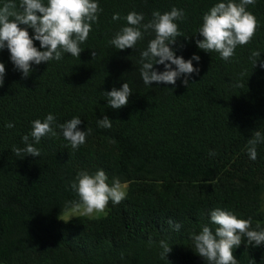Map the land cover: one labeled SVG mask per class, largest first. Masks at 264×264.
<instances>
[{"label": "trees", "instance_id": "trees-1", "mask_svg": "<svg viewBox=\"0 0 264 264\" xmlns=\"http://www.w3.org/2000/svg\"><path fill=\"white\" fill-rule=\"evenodd\" d=\"M6 2L0 0V7ZM12 2L19 10V0ZM218 2L224 0H97L102 11L80 57L65 53L59 61L34 64L27 78L7 48L0 50L6 69L0 87V263L205 264L191 237L205 225L215 230L212 210L250 218L253 229H264V143L257 145L255 161L246 147L255 131L264 134V0L247 8L259 22L255 36L227 62L195 43L203 39V15ZM173 7L186 20L177 21L183 37L171 47L185 60L198 55L193 66L199 74H192L189 86L183 77L175 85H145L140 52L155 34L145 33L136 50H116L110 41L127 26L128 13H142L147 23L153 11ZM116 13L119 20H113ZM34 44L39 48V41ZM253 50L261 53L255 67ZM125 82L133 92L127 106L108 107L103 92ZM48 114L56 124L79 117L80 130H90L86 142L73 150L57 127L56 137L34 144L40 157L14 155L13 147L25 146L32 121ZM105 115L110 129L97 125ZM101 169L109 184L126 183V198L109 202L101 216L61 220L66 203L78 199L70 188L77 173ZM169 219L181 225L179 231ZM161 240L172 248L166 259ZM233 251L239 264H264V245H247L245 238Z\"/></svg>", "mask_w": 264, "mask_h": 264}, {"label": "clouds", "instance_id": "clouds-1", "mask_svg": "<svg viewBox=\"0 0 264 264\" xmlns=\"http://www.w3.org/2000/svg\"><path fill=\"white\" fill-rule=\"evenodd\" d=\"M256 0H224L212 6L203 15V23L198 29V34L203 39L195 41L197 47L207 53L216 52L224 61H230L238 46L249 44L256 34L259 22L256 17L247 10L249 5H254ZM102 11L97 0H19V10L12 0L0 7V50L7 48L10 60L16 70L27 78L33 71V65L59 61L65 53L73 57H80L82 51L80 45L84 43L92 25L98 22L99 13ZM119 13L113 15V20H119ZM127 26L118 31L110 44L116 50L134 49L137 43L144 38V34L154 33L145 50L140 52L139 69L142 81L145 85L153 83L175 85L177 80L183 77L181 83L189 86L192 74H199V68L193 66V60L199 62L200 57L193 56L185 60L177 56L171 45L176 44L183 33L179 31L177 21L186 20V15L181 9L173 7L170 11L161 14L153 11L152 19L144 23L142 13L130 12L125 17ZM24 25L25 27H21ZM31 28L34 35H30ZM39 41V48L34 44ZM260 52L253 50L250 56L253 66L257 65ZM92 57L95 52L92 51ZM154 65H163L164 70H157ZM175 66V67H173ZM259 66L264 68V61ZM6 75L5 65L0 62V87H3ZM242 87V84L235 85ZM132 89L127 82L117 89L103 92L107 106L117 110L126 107ZM111 119L104 116L97 120V125L103 129L112 127ZM82 120L79 117L56 124V118L52 114L41 121H32L29 134L22 137L25 145L23 148L13 147L12 152L20 159L26 156L40 157L41 151L34 144H39L43 137H56V128L61 130L63 138L68 141L73 150H77L86 142L90 130L82 131L78 127ZM11 122L6 128H13ZM264 143V134L255 131L247 141V154L253 161L257 159V145ZM210 155H215L214 152ZM104 170H98L94 174L87 171L77 173L70 182L71 190L78 199L67 202L65 212L69 214L68 221L76 215L93 216L106 211L109 202L119 204L126 198V191L119 179H113L111 184ZM210 222L215 225V230L205 225L199 234L192 235L194 253L203 258L205 264H239L233 254L242 242L250 246L264 245V229L257 224L252 228L251 219L237 218L230 211L216 208L210 212ZM168 224L179 231L181 225L169 219ZM151 244V239L149 240ZM162 249L161 259H166L172 251L171 246L160 241ZM121 259H124L123 255Z\"/></svg>", "mask_w": 264, "mask_h": 264}, {"label": "rangeland", "instance_id": "rangeland-1", "mask_svg": "<svg viewBox=\"0 0 264 264\" xmlns=\"http://www.w3.org/2000/svg\"><path fill=\"white\" fill-rule=\"evenodd\" d=\"M122 185L124 186V189L126 190V183H122ZM104 213H102V214H98V215H93V216H95V217H97V216H101V215H103ZM78 215V214H77ZM76 215V216H77ZM59 218L60 219H68L69 218V214L68 213H66L65 212V210H63L62 212H60V214H59ZM0 264H3V263H0Z\"/></svg>", "mask_w": 264, "mask_h": 264}]
</instances>
